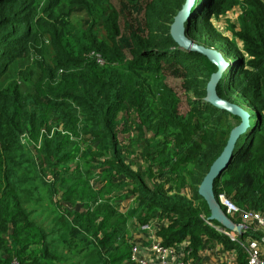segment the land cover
Instances as JSON below:
<instances>
[{"label":"trees","instance_id":"trees-1","mask_svg":"<svg viewBox=\"0 0 264 264\" xmlns=\"http://www.w3.org/2000/svg\"><path fill=\"white\" fill-rule=\"evenodd\" d=\"M184 1L0 0V264H133L156 219L189 264L206 240L247 264L197 192L239 118L203 100L216 66L169 34ZM234 7L229 38L210 19ZM186 33L230 59L217 93L252 120L214 194L264 213V0H196Z\"/></svg>","mask_w":264,"mask_h":264},{"label":"water","instance_id":"water-1","mask_svg":"<svg viewBox=\"0 0 264 264\" xmlns=\"http://www.w3.org/2000/svg\"><path fill=\"white\" fill-rule=\"evenodd\" d=\"M195 6V0H185L181 8L173 17V21L169 27V34L177 46L185 51H194L204 55L212 64L216 66L205 86V96L203 100L212 106L225 110L231 115L237 116L239 121L229 132L226 143L220 154L213 160L207 172L200 181L197 192L199 196L206 202L209 215L206 221H216L221 227L232 231L236 235H243L246 230L243 225L236 222L222 207L217 200L213 184L214 180L222 173V171L230 163L238 138L244 134L250 127V113L241 105L231 102L218 95L216 86L223 74L227 72L230 61L226 60L222 52L214 47L205 46L191 39L187 31V23ZM264 244V237L260 241Z\"/></svg>","mask_w":264,"mask_h":264},{"label":"built area","instance_id":"built-area-1","mask_svg":"<svg viewBox=\"0 0 264 264\" xmlns=\"http://www.w3.org/2000/svg\"><path fill=\"white\" fill-rule=\"evenodd\" d=\"M217 200L225 208L226 212L234 219H239L246 230L261 229L264 232V213L259 211L247 210L236 205L232 199L224 192L217 194ZM143 230H152V225L149 223L139 225ZM215 228L227 235L232 241L238 242L247 255V264H264V251L261 244L253 238H248L246 241L238 240V236L225 228L215 226ZM185 242L179 243L177 246L163 245L155 236L150 243L152 258L138 257V245L135 243L131 248L130 261L133 264H189L183 260ZM12 264H18L13 260Z\"/></svg>","mask_w":264,"mask_h":264},{"label":"crops","instance_id":"crops-1","mask_svg":"<svg viewBox=\"0 0 264 264\" xmlns=\"http://www.w3.org/2000/svg\"><path fill=\"white\" fill-rule=\"evenodd\" d=\"M239 12H237V15ZM150 224L152 225V230H143L139 226H136L134 229L135 243L139 247L138 257L152 258L150 243L153 239L155 229L162 224V220L156 219L151 221ZM248 238L251 237L247 236ZM261 246L264 251V245L261 244ZM236 256L235 249L226 250L219 243L206 240L195 259V264H237Z\"/></svg>","mask_w":264,"mask_h":264},{"label":"rangeland","instance_id":"rangeland-1","mask_svg":"<svg viewBox=\"0 0 264 264\" xmlns=\"http://www.w3.org/2000/svg\"><path fill=\"white\" fill-rule=\"evenodd\" d=\"M237 12H239L238 8L235 7V9H231V10L227 11L225 14H220L217 17L212 16L210 20H211L213 26L222 35L228 36L230 38L231 37V33L227 30V24L229 22H233V23L236 22ZM225 74H226V72H225ZM169 82L177 90L178 95L181 98L180 104H179L180 110L181 111L186 110L187 104H186V100H185V95H184L183 92H180V90H179L180 89L179 80H174V79L169 78ZM232 122L236 123V120H233ZM251 122H252V120H251ZM119 136L121 137L120 134H119ZM244 240H247V236L246 235L243 236V241Z\"/></svg>","mask_w":264,"mask_h":264},{"label":"clouds","instance_id":"clouds-1","mask_svg":"<svg viewBox=\"0 0 264 264\" xmlns=\"http://www.w3.org/2000/svg\"><path fill=\"white\" fill-rule=\"evenodd\" d=\"M195 2H196V0H195ZM223 56H224V55H223ZM224 57H225V56H224ZM225 59L228 60V61H230V59H228V58H226V57H225ZM228 67H229V66H228ZM224 74H225V73H224ZM224 74H223V75H224ZM214 227H215V226H214ZM222 228H223V227H222ZM246 230H247V229H246ZM237 236H238V235H237ZM258 242H259V241H258ZM260 243H261V242H260ZM261 244H262V243H261ZM262 245H264V244H262Z\"/></svg>","mask_w":264,"mask_h":264}]
</instances>
